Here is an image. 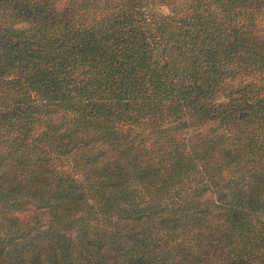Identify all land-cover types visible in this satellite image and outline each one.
Returning a JSON list of instances; mask_svg holds the SVG:
<instances>
[{
	"label": "trees",
	"instance_id": "1",
	"mask_svg": "<svg viewBox=\"0 0 264 264\" xmlns=\"http://www.w3.org/2000/svg\"><path fill=\"white\" fill-rule=\"evenodd\" d=\"M263 23L0 0V264H264Z\"/></svg>",
	"mask_w": 264,
	"mask_h": 264
},
{
	"label": "rangeland",
	"instance_id": "2",
	"mask_svg": "<svg viewBox=\"0 0 264 264\" xmlns=\"http://www.w3.org/2000/svg\"><path fill=\"white\" fill-rule=\"evenodd\" d=\"M156 12L162 13L164 15H170L171 14V9L168 5H161L159 3L154 4L152 6ZM264 26V23H263ZM25 216V215H22Z\"/></svg>",
	"mask_w": 264,
	"mask_h": 264
}]
</instances>
